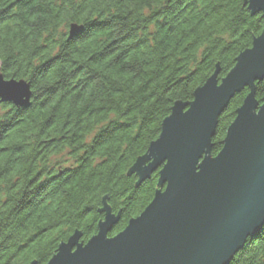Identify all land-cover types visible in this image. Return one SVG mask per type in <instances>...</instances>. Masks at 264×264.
<instances>
[{
    "label": "trees",
    "instance_id": "obj_1",
    "mask_svg": "<svg viewBox=\"0 0 264 264\" xmlns=\"http://www.w3.org/2000/svg\"><path fill=\"white\" fill-rule=\"evenodd\" d=\"M71 24L82 31L69 38ZM263 27L244 0H0V73L31 90L26 108L0 102V264H46L106 211L108 236L139 215L159 168L138 182L133 166L162 120ZM247 93L219 115L211 155ZM228 264H264V225Z\"/></svg>",
    "mask_w": 264,
    "mask_h": 264
},
{
    "label": "water",
    "instance_id": "obj_2",
    "mask_svg": "<svg viewBox=\"0 0 264 264\" xmlns=\"http://www.w3.org/2000/svg\"><path fill=\"white\" fill-rule=\"evenodd\" d=\"M264 17V0H244ZM82 26L71 24L69 38ZM218 65L191 102H175L158 137L139 157L138 182L159 168L157 189L142 212L114 236L118 216L106 211L96 233L80 242L74 231L46 264H228L264 225V27L220 80ZM245 87L248 93L228 125L222 147L211 155L219 115ZM30 85L0 73V102L26 108Z\"/></svg>",
    "mask_w": 264,
    "mask_h": 264
}]
</instances>
